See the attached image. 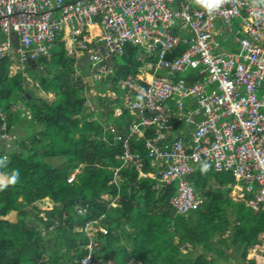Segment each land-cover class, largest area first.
<instances>
[{"label": "built area", "instance_id": "obj_1", "mask_svg": "<svg viewBox=\"0 0 264 264\" xmlns=\"http://www.w3.org/2000/svg\"><path fill=\"white\" fill-rule=\"evenodd\" d=\"M236 20L241 36L233 30ZM187 29L191 37L182 39L179 32ZM223 31L235 34L236 52L223 49ZM64 35L88 56L94 83L115 75L114 60L128 48L146 55L135 56L137 73L115 76L113 84L133 117L119 167L141 170L131 140L143 139L155 171L140 175L176 182L170 199L176 213L188 214L204 202L189 179L203 163L216 173L231 172L241 198L251 193L249 202L264 203V4L227 0L209 13L193 0H0V59L34 62ZM180 42L187 47L172 57ZM187 70L195 80L182 76ZM0 123L5 125L1 116ZM174 123L191 129L174 134ZM92 227L87 222L82 229L89 242L81 264H102L93 259ZM258 246L264 255V234Z\"/></svg>", "mask_w": 264, "mask_h": 264}, {"label": "trees", "instance_id": "obj_2", "mask_svg": "<svg viewBox=\"0 0 264 264\" xmlns=\"http://www.w3.org/2000/svg\"><path fill=\"white\" fill-rule=\"evenodd\" d=\"M64 46L57 42L50 49L47 55L58 61L46 59L47 67L40 75L42 91L54 95L50 102L23 88L20 73H10L11 58L0 59V109L6 111L10 101L23 97L30 111L21 119L8 114L6 131L19 138L11 127L24 121L32 129L27 135L30 146L15 143L17 148L14 145L8 151L9 162L0 164V173L8 180L19 171L16 183L0 190V264H81L88 252L89 236L82 230L87 222L101 223L93 236L92 253L102 264H130L132 259L139 264H255L247 256L264 234V203L247 218L250 207L233 202L230 195L235 183L231 172L216 173L210 163L206 172L197 166L189 179L205 201L188 214L176 213L170 202L177 195L176 182L165 184L159 176L144 177L134 165L121 168L117 181L111 183L110 167L121 164L118 156L133 117L122 107L120 92L112 85L119 96L111 100L98 95V100H104L105 120L93 118L86 106V70L80 68L79 76L74 75L76 60L66 55ZM35 66H27L28 71L35 72ZM134 66L122 69L120 75L135 74L138 64ZM116 108L121 109L120 115ZM131 147L140 154L141 172L154 173L144 140L132 139ZM55 158L61 161L58 165L52 162ZM81 164L80 172L69 180ZM103 193L118 197V205L110 207L100 198ZM245 198L252 194L246 193ZM43 201L51 207L43 211L39 224L29 228L31 210L36 211V204ZM12 211L15 222L3 218ZM56 224L54 231L48 230ZM181 246L190 251L181 255Z\"/></svg>", "mask_w": 264, "mask_h": 264}, {"label": "rangeland", "instance_id": "obj_3", "mask_svg": "<svg viewBox=\"0 0 264 264\" xmlns=\"http://www.w3.org/2000/svg\"><path fill=\"white\" fill-rule=\"evenodd\" d=\"M238 29L237 24L234 25V31ZM128 49L133 50L131 53L128 52ZM125 55L123 57H116L114 60V63L116 65L115 67V75H106L104 78L102 77L101 79H99L100 82H93L92 79L87 76H83V80H84V84L87 85V91H88V97H89V102L86 104L87 108H88V112L94 113V119L97 118L99 121L103 122L105 120V117L103 115V110L101 108V105H103L104 100H98L97 96L101 95L102 99H106L109 98L111 100L116 99L117 96L122 97V93L120 92V94L118 95L116 92H114L111 89V86L114 84V82L116 81L115 76L118 77H125V74L122 72L120 75V71L121 69H126V68H130L128 67L129 64H131V61L134 60L135 56L138 54H142L143 57H145L146 55H144L143 50L139 47V48H128ZM79 52L81 53V55H85L84 52L82 50H79ZM69 57H72L73 55L70 54H66ZM74 57V56H73ZM72 57V58H73ZM51 58V57H50ZM49 58V56L47 55L46 57H41L40 59H38L37 61L34 62V64H36L34 71L30 73L28 71L27 66L32 65L30 62H25L22 63L19 60L16 59H12L13 63L15 62L16 64H13V66L11 67L10 73L11 74H15V73H20L21 75V82H22V86L25 90L29 91L30 93H32V95L36 98H42L47 100L48 102H50L51 100H53V94H45L42 89H41V84H40V78H41V72L44 70V67H47V65H45V60L48 59V61L52 62V61H58L56 58L54 60H51ZM75 58V57H74ZM86 58H88V56L86 55ZM130 59V61H129ZM89 65L90 62L88 61ZM43 69V70H42ZM188 73V70L186 71L185 74H182V76H186V74ZM76 76H79V74H76ZM97 86V87H95ZM99 87H105L104 91H100ZM28 98L30 97V95L27 96ZM24 99V100H23ZM1 108V107H0ZM117 109V108H116ZM8 114H10L12 116V118H16V119H21L23 115L29 116L30 115V111L29 108H27V101L25 100V98L23 97H16L14 100L10 101L9 106L7 107L6 111H0V116L2 118V120H4V122H7V118H8ZM15 116V117H14ZM92 119V118H91ZM21 121V120H20ZM30 122V121H29ZM21 123V124H20ZM19 125V126H18ZM37 127V126H36ZM26 126L25 124H23L22 122H19L17 124V126L15 127V130L18 129L19 131V138L15 137L14 133L11 132H7L6 131V126L2 124V126H0V153L5 150L2 154H0V158L1 160L4 161L3 164H6L9 162L10 160V153H8V151L10 150L11 147H13L14 145H16L15 143H21L22 145H27V147L30 146L29 143V138H27L26 136L28 135L27 132L23 133V129H25ZM38 128V127H37ZM107 128H110V126H107ZM11 129H13V127H11ZM113 131V130H112ZM14 140L13 143H11ZM17 148V145H16ZM53 164L58 165L61 161L60 159H53L52 160ZM83 167V165H79V167L75 170V172L73 174H71L69 180H73L76 176V173H79L81 168ZM111 170L113 171V179L111 180L112 182H116L117 178H118V173L120 172L121 168H124V166H120L118 168H114L113 166L110 167ZM0 180H3L5 182H7L8 178L6 176H3V174L0 173ZM234 185V184H233ZM233 185H232V190H233ZM198 194H201L200 192H198ZM230 195L233 198V202H240L243 203L245 206H249L250 208L247 209V214L246 217L250 218L251 216H253L255 214V212L258 211V209L260 208L259 205L256 202V204H253L251 202H249L250 200L248 198H241L237 193L231 191ZM200 196V195H199ZM100 198L102 200H105L106 202H108L110 207H116L117 204V199L116 198H112L109 194H102L100 196ZM20 200V198L18 199ZM49 204H51L49 201H43L40 204H36V211L35 210H31L30 214L31 217L29 218V222H28V227L31 228L32 226H35L37 224H39V219L43 216H45V213L43 212L44 210H46L47 208L51 207V205L49 207H47ZM254 209V210H253ZM39 210V211H38ZM83 211V210H82ZM234 211V210H233ZM232 211V212H233ZM78 212H80V210H78ZM231 215V219L233 216V213L229 214V216ZM4 219H8L9 221L15 222V218H16V212L12 211L10 213H8L7 215H5L3 217ZM102 218V216L100 217V219ZM99 219V220H100ZM103 219V218H102ZM34 220V221H33ZM106 222L104 221L102 225H104ZM101 223H98L96 225H93V227L91 229H89L88 232H91L92 237L95 236V233L100 229ZM57 224L55 226L49 227V231H54L56 228ZM125 228H128L127 226H125ZM42 233V235L44 236V238H47V234H45L44 230L40 231ZM174 241L176 243H178L177 239H174ZM47 244V242H46ZM77 245L80 246L81 243L79 241H77ZM50 246L52 248V243H50ZM254 246V245H253ZM181 255L186 254L188 251H190V249L185 248L184 246H181ZM62 250H65V247L61 248ZM254 250H258L256 251L257 254L259 255V263L258 264H264V255L262 254V252L258 249V248H254L251 247L249 249V253H248V259H252L254 258ZM94 254V253H93ZM251 255L253 257H251ZM257 263V262H256ZM130 264H139V261L137 260H130Z\"/></svg>", "mask_w": 264, "mask_h": 264}, {"label": "crops", "instance_id": "obj_4", "mask_svg": "<svg viewBox=\"0 0 264 264\" xmlns=\"http://www.w3.org/2000/svg\"><path fill=\"white\" fill-rule=\"evenodd\" d=\"M237 24V26H238V29L237 30H235L234 32H236V31H239V33H238V36H241L242 35V32H241V28L239 27V20H236L235 21V23H234V25H236ZM234 25H233V30H234ZM179 36L182 38V39H189L190 37H191V33L189 32V30L187 29V30H183V31H180L179 32ZM234 36H235V34L234 33H227V32H221L219 35H218V38L219 39H221V42H222V46H223V49L225 50V51H228V52H236L237 50H238V45H237V41L235 40V38H234ZM63 39H64V41H57V42H63L64 44H65V46H64V48H65V51H66V54H72L73 56V58L76 60L75 61V63H73L72 64V67H73V69H74V75H75V73L76 74H79L80 72L79 71H81V69L83 68V69H85L86 70V73H88V68H89V65H88V60L85 58V56H82L81 55V53L79 52V50H78V48L76 47V46H72L71 44H69V42H68V40H67V36L66 35H64V37H63ZM56 42V43H57ZM187 47V43H183V42H180L179 43V45H178V47H177V49H176V51L174 52V54H172V57H174V56H177V55H180V54H182V52L184 51V49ZM181 48V49H180ZM180 49V50H179ZM134 62H135V64H138V66H136L137 67V71H136V73L138 72V68H140L141 67V63L140 62H138V61H136L135 59L133 60ZM13 64H16L15 62L14 63H12V65H11V67L13 66ZM135 64H130V65H128V67H130V68H133V67H135L134 65ZM81 68V69H80ZM127 70H128V68H127ZM127 73H131V72H127ZM126 74V73H125ZM188 74H191V79H192V81L193 80H195V78H194V71L193 70H188V73L186 74V75H188ZM105 89V88H104ZM185 101H192V106L193 107H196V105H195V103H194V101L192 100V99H184ZM170 103H173V102H169L168 104H170ZM23 124H25V126H26V128L25 129H23V133H25V132H27V133H29L32 129L31 128H28V123L26 122V121H24V122H22ZM131 123V122H130ZM129 123V124H130ZM21 124V123H20ZM14 126H17V125H13L12 127H13V131H15V133L17 134H19V131H18V129L17 130H15V127ZM19 126V125H18ZM129 126V125H128ZM174 131H173V133L174 134H179V135H184L185 134V132H187V131H190V129H191V126H187L186 125V127H184V125L182 124H180V123H174ZM25 131V132H24ZM17 134V135H18ZM19 136V135H18ZM27 137V136H26ZM136 140V139H135ZM139 140V139H138ZM141 140H143V139H141ZM141 171V170H140ZM233 192H235L236 193V189H233L232 190ZM198 196H199V194L198 193H196ZM199 197H202L201 195L199 196ZM233 199V198H232ZM258 244L259 245H261V237H259V241L257 242V244H255L253 247L256 249V248H258L259 246H258ZM256 251H258V250H254L253 252V254H254V258H252V259H249V260H253L254 262H255V264H258L259 262V255L257 254V252ZM261 251V250H260ZM251 257H253L252 255H251ZM257 262V263H256Z\"/></svg>", "mask_w": 264, "mask_h": 264}, {"label": "clouds", "instance_id": "obj_5", "mask_svg": "<svg viewBox=\"0 0 264 264\" xmlns=\"http://www.w3.org/2000/svg\"><path fill=\"white\" fill-rule=\"evenodd\" d=\"M193 2L195 4H197V5L205 8L209 13H212L215 10L219 9L223 4H225L227 2V0H193ZM253 3L254 4H264V0H253ZM58 38H60V37H58ZM78 50H80V49L78 48ZM44 56H46V55H44ZM83 56H85V58H86V55H83ZM41 57H43V56H41ZM9 58L13 59V57H9ZM86 59L88 60V58H86ZM34 62H30V63L33 65ZM88 65H89V63H88ZM89 67H90V65H89ZM87 76H89V68H88V73H86V77ZM0 111H2V110L0 109ZM3 163H4V161L3 160H0V164H3ZM209 167H210L209 164L203 163L202 166H201V171L202 172H206ZM18 178H19V171L17 170L15 172H13L11 178L9 180H7V182H5L3 180H0V190H3V188L6 187L8 183H11V184L16 183V181L18 180Z\"/></svg>", "mask_w": 264, "mask_h": 264}]
</instances>
